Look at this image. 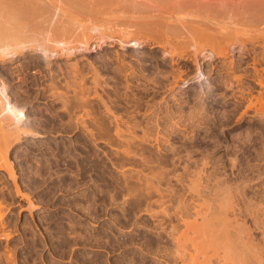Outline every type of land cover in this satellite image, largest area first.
Listing matches in <instances>:
<instances>
[{
	"label": "rangeland",
	"instance_id": "374dc122",
	"mask_svg": "<svg viewBox=\"0 0 264 264\" xmlns=\"http://www.w3.org/2000/svg\"><path fill=\"white\" fill-rule=\"evenodd\" d=\"M123 28L0 64L20 125L0 145V264H181L183 219L228 195L246 264H264V113L243 112L229 59L172 66L160 32Z\"/></svg>",
	"mask_w": 264,
	"mask_h": 264
},
{
	"label": "bare ground",
	"instance_id": "6f19581e",
	"mask_svg": "<svg viewBox=\"0 0 264 264\" xmlns=\"http://www.w3.org/2000/svg\"><path fill=\"white\" fill-rule=\"evenodd\" d=\"M122 27L129 28L130 31L131 28H146V30L160 32L158 35L160 37L163 35L161 38L165 37L167 47L169 45L166 49L162 43L171 59L172 66L182 60H194L197 65V58L203 53H208L220 61L229 59L227 68L223 69V79L227 86L232 85L233 81L237 84L238 93L245 101L246 111H242H252L254 115L264 113V0H0V64L5 66L13 62L15 60L13 58L21 56L25 49L36 51L41 49L52 55L59 45L67 47V51H77L80 47L88 48L90 39L95 36L94 33L102 35L108 32L115 33L116 28L122 29ZM125 31L126 29L123 32ZM115 34L119 37L117 32ZM136 34L135 38L138 37ZM154 34L150 35L155 36ZM125 35L126 39L127 33ZM111 36L109 39H112ZM156 38H158L157 35ZM128 42L143 44L141 39ZM120 44L123 45V41ZM162 45L158 42V46L162 47ZM192 49L197 55L192 54ZM235 51L239 54L237 62L233 60ZM231 54L233 56L230 57ZM248 82L253 85V88H258L256 93L252 92L254 89L251 94L249 93ZM5 91L3 89L0 93V121L2 122H0L2 124H0V145L2 146L12 141L17 131H13L11 127H16L18 124V117L7 101ZM4 113L5 119L8 117L13 121L7 127H4L6 125H3L2 121ZM117 136L119 137L118 131ZM130 138L134 141L132 136ZM128 139H123V142L130 143ZM119 140L122 141V139ZM4 159L3 161H6ZM9 168L8 172L11 174L8 172L7 174L13 175L12 169ZM223 194L225 195V192ZM223 197L222 200L219 198L220 201L217 203H208L203 200L204 203L195 204L193 222H186L183 219L186 230H184V237L179 236L177 239L176 251L181 264H222V261L227 262V260L231 264H246L249 261L247 258L252 253L247 255L249 245L247 238L249 237H245L250 235L241 236L235 231L237 224L234 225V219L231 218H235L234 206L228 200L230 195H228L229 198Z\"/></svg>",
	"mask_w": 264,
	"mask_h": 264
}]
</instances>
